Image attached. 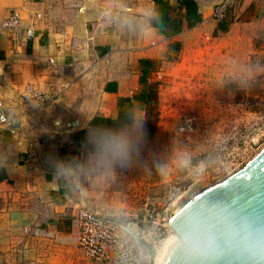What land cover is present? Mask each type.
I'll return each mask as SVG.
<instances>
[{"label": "crops", "instance_id": "0c3cea01", "mask_svg": "<svg viewBox=\"0 0 264 264\" xmlns=\"http://www.w3.org/2000/svg\"><path fill=\"white\" fill-rule=\"evenodd\" d=\"M12 9L22 27L0 26V98L10 116L0 122V264H36L28 229L44 227L60 238L69 228L76 247V207L97 209L71 194V166L107 154L137 123L149 131L148 101L139 97L150 88L139 83L138 60L154 61L149 82L156 61L173 54L169 44L180 43L186 28L159 34L149 25L151 0H0V20ZM26 83L48 100L41 106L23 100ZM117 114L131 123L113 139L97 138L101 128L89 126L91 118Z\"/></svg>", "mask_w": 264, "mask_h": 264}, {"label": "rangeland", "instance_id": "374dc122", "mask_svg": "<svg viewBox=\"0 0 264 264\" xmlns=\"http://www.w3.org/2000/svg\"><path fill=\"white\" fill-rule=\"evenodd\" d=\"M198 1L201 22L184 30L179 50L149 75V131L137 123L107 154L71 166L69 186L77 201L134 223L143 239L159 244L189 195L264 147V0H226L225 31L215 30L210 17L221 0ZM175 192L179 197L168 202ZM28 233L36 264H85L69 228L60 238L44 227Z\"/></svg>", "mask_w": 264, "mask_h": 264}, {"label": "water", "instance_id": "95a60500", "mask_svg": "<svg viewBox=\"0 0 264 264\" xmlns=\"http://www.w3.org/2000/svg\"><path fill=\"white\" fill-rule=\"evenodd\" d=\"M175 233L156 264H264V147L242 167L189 195L168 220ZM145 246L147 264L155 247Z\"/></svg>", "mask_w": 264, "mask_h": 264}, {"label": "built area", "instance_id": "2783aa9c", "mask_svg": "<svg viewBox=\"0 0 264 264\" xmlns=\"http://www.w3.org/2000/svg\"><path fill=\"white\" fill-rule=\"evenodd\" d=\"M228 6L226 0L216 2L210 11L212 20L221 21L225 19ZM37 15L35 14V16ZM21 21L19 12L12 9L1 18L0 26L4 29L15 30L22 27ZM31 34V28L25 27L26 38L30 37ZM20 96L33 106H41L48 100L45 93L37 86L29 83L22 86ZM9 119L7 108L0 98V122ZM173 197L174 193L170 194L167 201H172ZM75 220L77 229L76 248L90 264H147L148 255L146 252L141 253L138 243L121 227V225L127 227V223L124 224L104 217L85 202L76 207ZM149 243L154 247L159 245L153 240Z\"/></svg>", "mask_w": 264, "mask_h": 264}, {"label": "trees", "instance_id": "16d2710c", "mask_svg": "<svg viewBox=\"0 0 264 264\" xmlns=\"http://www.w3.org/2000/svg\"><path fill=\"white\" fill-rule=\"evenodd\" d=\"M154 5V14L149 20V25L154 27L157 32L165 37H170L181 32L183 28L190 29L202 20L201 14L198 11L195 0H173L171 6L164 0H151ZM171 10L174 13H171ZM225 19L216 21L215 30L225 31ZM172 52H177L180 48V43L177 41L171 42L169 46ZM165 55L163 54V57ZM141 73L139 76V83L150 87V83L146 78L153 65L152 59H139ZM156 62H159L157 60ZM149 92L143 91L139 100L142 102L149 101ZM131 123V119L117 114L115 118L109 119L101 116H93L89 121V126H99L101 129L96 132V137L100 139H113L116 135V129L123 124ZM103 130V132H102ZM106 131V132H104Z\"/></svg>", "mask_w": 264, "mask_h": 264}, {"label": "bare ground", "instance_id": "6f19581e", "mask_svg": "<svg viewBox=\"0 0 264 264\" xmlns=\"http://www.w3.org/2000/svg\"><path fill=\"white\" fill-rule=\"evenodd\" d=\"M190 187H191V186H190ZM178 192H179V191H178ZM178 192L174 193V197L172 198V199H173V202H174V200L178 197ZM177 209H178V208H177ZM177 209H176V210H177ZM127 228H129L133 233H136V234L138 233V227H137L134 223H128V224H127ZM173 235H175V233H173V232L169 233V236H168L167 238L163 239L164 241H163L162 243L160 242V244L157 245V246L155 247V254H154V260H153V263H154V264H156V262H157V259H158V257H159V254H160V252H161V250H162V247H163L165 241H166L170 236H173ZM138 248H139V251H140L141 253L145 252V250H146L145 246H143L142 244H139V245H138Z\"/></svg>", "mask_w": 264, "mask_h": 264}, {"label": "clouds", "instance_id": "9594fccd", "mask_svg": "<svg viewBox=\"0 0 264 264\" xmlns=\"http://www.w3.org/2000/svg\"><path fill=\"white\" fill-rule=\"evenodd\" d=\"M118 147V151L122 154L126 156V148L123 144H120L117 146Z\"/></svg>", "mask_w": 264, "mask_h": 264}]
</instances>
